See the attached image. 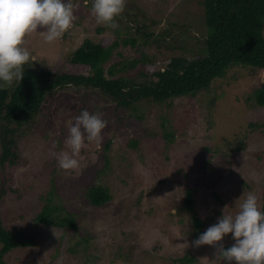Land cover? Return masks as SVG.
<instances>
[{"label":"rangeland","instance_id":"374dc122","mask_svg":"<svg viewBox=\"0 0 264 264\" xmlns=\"http://www.w3.org/2000/svg\"><path fill=\"white\" fill-rule=\"evenodd\" d=\"M199 1L126 0V10L132 16L136 10L144 13L145 19L139 17L141 27L157 23L151 30L153 38L146 39L136 31L137 22L134 25L127 18H119L118 28L112 29L97 23L91 0H73L76 19L61 38L48 43L45 29L38 28L26 36L24 46L33 53L34 67L71 72V56L85 41L107 42V47L119 42L105 65L106 71L146 57L145 64L128 74L141 81L142 73L163 71L172 58L195 56L191 50L198 48L197 38L206 33L204 8ZM188 23L192 24L188 29L181 25ZM165 28L171 30V37L157 42ZM133 38L138 39L135 46L123 43ZM77 72L90 74L87 69ZM258 83L257 77L241 67L230 69L226 78L217 80L214 92L220 97L215 102L212 126L207 125L202 107L211 103L213 94H201L198 101L174 100L162 107L141 103L143 121H121L123 114L115 104L91 91L67 89L54 94L20 139L17 164L0 168V215L9 227L27 230V237L35 240L34 246L12 251L6 257L7 264H179L177 260L185 256L195 258L193 264H229L219 255L218 245L197 247L192 243L195 225L183 207L185 190L196 191V210L207 222L204 231L223 211L235 212L249 192L261 195L264 171L259 174L254 166L260 154L264 168V127L247 138L249 146L244 154L233 160L226 156L231 144L244 138L250 122H264V107L249 109L244 100L245 93ZM82 109L98 113L108 124L102 130L99 147L95 142L86 143L76 157L79 167L64 170L54 153L70 151L65 141ZM162 117H168V127L176 133L171 146L162 130H157ZM111 136L113 144L106 162L104 144ZM133 137L139 139L138 149L128 146ZM206 146L212 147L213 163L207 175L189 168L184 159L187 150ZM218 170L221 176H213ZM52 184L57 186L63 206L78 217L76 231L36 224L35 217ZM96 185L108 189L112 198L101 208L90 205L84 196ZM222 243L225 247L232 244L231 234Z\"/></svg>","mask_w":264,"mask_h":264},{"label":"trees","instance_id":"16d2710c","mask_svg":"<svg viewBox=\"0 0 264 264\" xmlns=\"http://www.w3.org/2000/svg\"><path fill=\"white\" fill-rule=\"evenodd\" d=\"M199 2L204 8L202 22L206 33L205 36L196 37L198 48L196 46L191 50L195 56L172 58L163 71L159 70L151 75L142 73L141 81L128 74L140 64H145L146 57L121 64L119 68L112 66L106 71L105 65L110 61L119 42L107 47V42L95 44L90 40L85 41L71 56L69 61L73 70L71 72L38 69L34 67L33 61L25 64L21 81H15L0 89V168L17 164L21 158L19 141L26 130H30L43 113L49 99L57 92L67 89L85 91V93L91 91L94 95L113 102L115 109L123 114L121 121L130 119L143 121L144 116L140 114L141 103L147 102L162 107L174 100L198 101L201 94H209V96L213 94L211 103L202 107L205 108L204 119L207 125L212 126L215 120V102L220 97L214 92V85L217 80L226 78L230 69L241 67L247 69L249 75L257 77L259 82L256 88L245 93L246 106L249 109L264 107V0H200ZM128 7L126 2L124 11L116 19L127 18L130 20L128 22L134 25L137 22L135 28L138 34L145 35L146 39L153 38L155 34L151 30L157 23L141 27V19H145L144 13L136 10V16H132L130 11L126 10ZM191 23H194L193 20ZM191 23L181 25L188 29ZM173 25L181 27L178 24ZM170 35L171 30L165 28L157 36L156 41L162 42L171 37ZM137 41V38H133L126 39L123 43L125 45L132 43L135 46ZM148 41L146 40L145 44ZM84 69L90 70V74L77 72ZM167 119L168 117L161 118L157 130H162L166 143L171 146L175 141L176 133L171 131L172 128L169 129ZM263 127L264 122H250L244 138L238 139L236 145L231 144L226 156L231 155L233 160L238 155L244 154L249 146L247 138ZM112 144L111 136L104 144L106 162L109 160L107 154ZM128 146L138 149L139 139L131 138ZM211 150L212 147L208 146L204 149L187 150L184 155L187 166L207 175L213 167ZM256 156L259 163L254 168L262 174L264 170L260 168H264L260 161H263V157L260 154ZM218 171L220 172L216 171L213 176H221L222 171ZM243 185L246 186V182ZM51 186L49 197L44 198V206L35 217L36 224L47 228L76 231L79 226L78 217L63 206V198L59 195L57 186L55 184ZM195 194V189L186 188L183 203L195 225L194 239L207 226V222L200 218L196 210ZM84 196L95 208L104 207L112 199L109 190L99 185L90 187ZM258 199L261 207L264 208V190ZM34 245L35 240L33 237H27V230L9 227L0 215V264H7L6 257L15 249ZM194 260L193 257L185 256L177 262L193 264Z\"/></svg>","mask_w":264,"mask_h":264},{"label":"clouds","instance_id":"9594fccd","mask_svg":"<svg viewBox=\"0 0 264 264\" xmlns=\"http://www.w3.org/2000/svg\"><path fill=\"white\" fill-rule=\"evenodd\" d=\"M126 0H91V12L97 23L118 28L116 18L124 11ZM73 0H0V89L21 81L24 65L34 61L25 45L28 34L45 29L44 40L52 43L68 31L76 19ZM108 121L98 113L82 109L69 129L65 143L70 151L54 153L64 170L76 169V158L86 143L103 140L102 130ZM231 234L233 243L222 241ZM195 246L218 245L223 260L232 264H264V208L258 196L249 192L235 214H223L215 224L201 232Z\"/></svg>","mask_w":264,"mask_h":264}]
</instances>
